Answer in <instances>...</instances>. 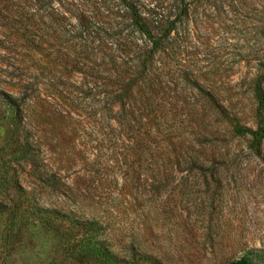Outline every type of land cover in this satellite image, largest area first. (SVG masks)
<instances>
[{
    "label": "rangeland",
    "instance_id": "obj_1",
    "mask_svg": "<svg viewBox=\"0 0 264 264\" xmlns=\"http://www.w3.org/2000/svg\"><path fill=\"white\" fill-rule=\"evenodd\" d=\"M72 1L0 0V264H264V0Z\"/></svg>",
    "mask_w": 264,
    "mask_h": 264
},
{
    "label": "trees",
    "instance_id": "obj_2",
    "mask_svg": "<svg viewBox=\"0 0 264 264\" xmlns=\"http://www.w3.org/2000/svg\"><path fill=\"white\" fill-rule=\"evenodd\" d=\"M69 5V4H68ZM90 6L88 0H73L69 7L73 11L74 14L77 15L78 19L80 20V26L83 28L87 27L90 21H95V23H99L98 21L100 18L98 16L89 17L86 14V8ZM130 11V17L131 21L134 24V26L137 28V30L142 33L149 41L153 42V36L148 31V29L145 27V25L141 22L139 15L137 14L136 10L129 6L128 7ZM264 78H260L256 81L254 86V99L257 104V110H256V118H257V127L255 130L248 129V128H242L239 126H235V132L239 135L247 134L252 139V144L254 146H259L261 141L264 138V116H263V110H264V93L262 90V81Z\"/></svg>",
    "mask_w": 264,
    "mask_h": 264
}]
</instances>
